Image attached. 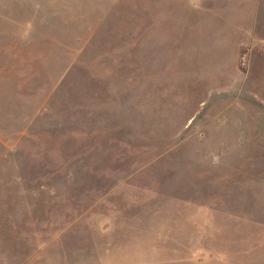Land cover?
Wrapping results in <instances>:
<instances>
[{
    "label": "rangeland",
    "instance_id": "obj_1",
    "mask_svg": "<svg viewBox=\"0 0 264 264\" xmlns=\"http://www.w3.org/2000/svg\"><path fill=\"white\" fill-rule=\"evenodd\" d=\"M255 13L0 0V264H264Z\"/></svg>",
    "mask_w": 264,
    "mask_h": 264
},
{
    "label": "crops",
    "instance_id": "obj_2",
    "mask_svg": "<svg viewBox=\"0 0 264 264\" xmlns=\"http://www.w3.org/2000/svg\"><path fill=\"white\" fill-rule=\"evenodd\" d=\"M192 1L197 6L198 10H201V11H203V10L217 11V10L221 9L222 5L227 0H192ZM242 2L251 3L254 6L255 12H256L255 16H256L257 20L255 21V23H252V26H250V27H246V25L242 24L243 23V20H242L241 26H240L241 32L256 33L257 31H256L255 27L259 24L258 17H260L259 11L264 6V2H263V0H240V4ZM243 15L245 16V13H243ZM248 17H250V16H248Z\"/></svg>",
    "mask_w": 264,
    "mask_h": 264
}]
</instances>
